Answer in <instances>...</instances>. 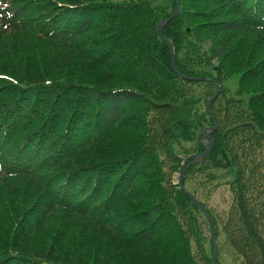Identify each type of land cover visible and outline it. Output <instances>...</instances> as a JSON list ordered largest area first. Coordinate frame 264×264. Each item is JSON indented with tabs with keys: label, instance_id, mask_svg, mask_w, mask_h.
<instances>
[{
	"label": "trees",
	"instance_id": "trees-1",
	"mask_svg": "<svg viewBox=\"0 0 264 264\" xmlns=\"http://www.w3.org/2000/svg\"><path fill=\"white\" fill-rule=\"evenodd\" d=\"M30 1L22 0L16 10L1 9V25L21 30ZM179 2L180 13L162 29L177 69L214 81L186 80L173 69L169 45L157 27L174 14L176 0H34L32 5L43 8L37 15L51 11L49 18H59L54 31L70 36L42 41L38 35L53 47L49 55L38 61L41 52L28 53V65L16 63L19 73L0 71L20 84H10L15 90L0 100L4 125L13 118L10 109L18 113L8 143L19 141L16 149H2L0 185L30 176L49 193L43 204L34 193H24L18 202L5 199L12 232L0 247V264H201L192 247L194 235L202 243L199 216L210 228L214 253L209 221L178 183L163 186L160 160L165 154L180 161L171 147L182 141L194 142L193 155L208 150L202 132L207 121L214 124L212 117L206 101L203 114L198 105L194 109L200 97L194 88L201 82L215 90L220 85L210 103L218 128L210 132L211 152L202 161H187L183 185L213 219L218 247V222L190 183L199 173L208 184L235 187L234 234L240 239L234 251L241 264H264V191L253 203L247 178L249 169L264 165L255 158L264 141V53L245 69L247 79L235 97L221 89L234 38L247 42L252 29L264 33V0ZM242 51H248L245 44ZM207 67L215 77L203 74ZM222 95L227 115L219 119L215 103ZM45 170L56 179L51 184L42 179ZM256 188H264L262 178ZM35 213L41 214L37 220ZM59 214L65 232L78 221L87 227L77 232L76 247L35 242L47 216ZM217 256L216 264H222L220 247Z\"/></svg>",
	"mask_w": 264,
	"mask_h": 264
},
{
	"label": "rangeland",
	"instance_id": "rangeland-1",
	"mask_svg": "<svg viewBox=\"0 0 264 264\" xmlns=\"http://www.w3.org/2000/svg\"><path fill=\"white\" fill-rule=\"evenodd\" d=\"M33 2L34 0L30 1L31 5L29 11L28 7L26 6H28L30 3L27 2L23 8L24 20L21 22L23 25L21 30L9 28L1 25L0 23V71H7L10 73L13 72L15 74L19 73L17 71L20 69L15 67L16 63H20L21 66L28 65L25 59V55L28 53L34 52L35 54H38L41 52L38 61H40L44 55H49L47 51L52 50L53 47H51L50 44L47 45L48 43L42 44L38 35L43 38L42 41L49 40L50 38H56V40L65 41L70 36L68 32L65 31L64 33L55 32L53 28L55 27L56 22L59 21V18L55 15L49 18L50 14L52 13L51 11L37 15L43 11V8H41L40 5H32ZM21 3L22 0H8V6L11 10H16L21 5ZM63 13H66V11H63ZM53 35L55 37H51ZM245 39H247V42H243L236 37L234 38L229 57L226 61L225 70H228L230 73L228 75L224 73L221 89L225 92V96L227 97L236 96L235 94L237 93L241 81L247 79L245 76V69L258 62L263 56L262 52L264 53V33H262L259 29H252L251 33L247 35ZM55 43L66 44L68 42ZM243 44H245V49L248 50L247 53L242 51ZM252 44L255 47L253 46V50L250 53L249 46ZM15 51L16 53H14ZM13 69L15 71H12ZM207 69L204 70L203 74L208 75L210 73V75L215 77L214 73L211 71V68L207 67ZM10 84H13L14 86H20V84L16 83V81L11 76L3 75L0 72V100L8 93H13L15 90V87L11 86ZM194 90L196 94L200 95L199 101L196 103V105H194V109L198 105L199 114H203L205 111V101L214 94L216 91L215 86H212L206 82H201L195 85ZM22 92L30 91L29 89H23ZM27 96L28 95H22L21 99ZM215 110L219 116V119L226 117L227 112L225 111L223 95L215 103ZM9 115H11L13 118H11L10 125L8 126L4 125L2 120L3 118H0V155H2V149L4 151L9 150L7 148L11 147L12 149H16L19 145V141L15 144L13 143L12 145L8 143V139H11L12 137L11 131L14 128L12 127V124L16 122L15 117L18 116V113L15 112L14 109H10ZM194 116L197 120L198 114L196 113ZM19 120L22 119L19 118ZM205 124L206 126L202 132V136H204V138L207 140V136L210 135L212 129L210 128L206 130V128L213 127V125L211 126L208 121ZM259 144L260 146L257 147H261V149L255 151V158L257 160H264V141ZM171 148H173V152L176 153V156H179L180 161H173L165 154L160 156L164 187L165 185L169 186L170 184H175L178 181L182 165L185 163V161L194 157L193 151L195 149V144L193 141H182L176 145H173ZM247 153L252 154L249 150ZM22 154L23 151L20 150L19 155ZM10 156L11 155L4 154L5 158H10ZM43 172L42 179L47 180L48 184H51L52 180H56L55 177L51 175V173L45 174V172L48 171L45 170ZM14 178L15 177L11 178V180ZM247 178L249 179L248 188L250 190V197L252 202L255 203L259 194L264 191V188H256L259 185L261 178L262 182L264 183V165L263 168L259 166L256 170L249 169L247 171ZM214 184V182H211L210 184L206 183V179L203 174L197 173L194 181L190 183V186L194 188L197 196L203 200L205 206L211 210L218 222V230L220 233L219 247L221 249L222 264H241V259L234 251L237 249L236 244H238L240 239L238 233L234 234V228L237 227L238 222V218L236 215H234L233 211V192L236 190V188L223 181L219 182L217 185ZM43 190V188L42 190H39L38 185L34 182V177L30 176L20 178L16 177V179L13 181L5 182L0 185V247L5 244L9 232H12V214L9 212L10 209L5 199H10L12 202H18L19 197L24 193H34V199H40L41 203L43 204L44 200H46V195L49 194L45 193ZM29 202L30 200L27 201V203ZM260 204H264V197H260ZM32 208L34 209V206ZM193 213L195 217L199 216V213H197L195 210H193ZM40 216L41 214L35 213L34 220H37ZM178 216L180 218L184 217L182 212H178ZM261 216L264 223V207L262 208ZM63 218L64 216L61 214L57 215L56 217L53 215L47 216V225H44L45 228H42L40 231L35 233L38 235V237L35 238V242H45V245H47L50 242L52 243L53 240L60 244L61 248L76 247L79 238V233L77 234V232L80 229L87 227H82L83 223L78 221L74 222L73 226L69 228L67 232H65L62 220ZM199 222L203 231L202 243H199L197 241V237L194 235L192 239V247L197 261L201 264H208V260L211 261L213 258V252L211 250L210 244L211 231L203 217L199 216ZM227 235L231 238V241L227 240Z\"/></svg>",
	"mask_w": 264,
	"mask_h": 264
},
{
	"label": "water",
	"instance_id": "water-1",
	"mask_svg": "<svg viewBox=\"0 0 264 264\" xmlns=\"http://www.w3.org/2000/svg\"><path fill=\"white\" fill-rule=\"evenodd\" d=\"M180 12V2L179 0H176V10L174 12V14L170 17V18H167L165 20H163L162 22H160L158 24V27H157V30H158V33L161 37H163V34H162V28L163 26L170 22V20L174 17H176ZM164 38V37H163ZM164 40L168 43L169 45V48H170V52H171V59H172V66H173V69L175 71V73L177 75H179L181 78L183 79H186V80H191V81H204V80H210V81H214L213 78H202V77H190V76H185L183 74H181L178 69H177V66H176V62H175V55H174V50L172 48V46L170 45V43L168 42L167 39L164 38ZM219 91H220V87L219 85L216 83V92L213 94L212 97H210L207 101H206V107H207V110L209 112V114L211 115L212 117V120L214 122V126L213 127H209V128H206V130L210 129V128H213L214 130L217 129V123H216V119L214 118L213 114H212V111H211V107H210V103L212 101V99H214L215 97L218 96L219 94ZM209 138V137H208ZM213 145H214V140L212 139L211 140V144H210V147L208 148V150L202 154V155H196L194 157V160L192 163H195L197 162L200 157H205L207 156L210 151L212 150L213 148ZM187 168H188V165L185 164L184 166V169L182 171V173L180 174V178H179V186L187 193L188 196H190L194 202L197 204V206L201 209V211L204 213V215L207 217V219L209 220L210 224H211V227H212V236H213V243H214V247H215V250H214V256H213V264H216V257H217V244H216V239H215V224L212 220V218L209 216V214L207 213V211L203 208V206L199 203L198 199L192 195V193H190L187 189H185V187L183 186V180H184V175L187 171Z\"/></svg>",
	"mask_w": 264,
	"mask_h": 264
}]
</instances>
